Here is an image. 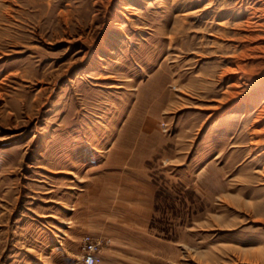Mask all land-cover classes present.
Returning <instances> with one entry per match:
<instances>
[{
  "label": "rangeland",
  "instance_id": "rangeland-1",
  "mask_svg": "<svg viewBox=\"0 0 264 264\" xmlns=\"http://www.w3.org/2000/svg\"><path fill=\"white\" fill-rule=\"evenodd\" d=\"M263 3L0 0V264H264Z\"/></svg>",
  "mask_w": 264,
  "mask_h": 264
},
{
  "label": "crops",
  "instance_id": "crops-1",
  "mask_svg": "<svg viewBox=\"0 0 264 264\" xmlns=\"http://www.w3.org/2000/svg\"><path fill=\"white\" fill-rule=\"evenodd\" d=\"M128 163L127 161L123 166L121 164L115 166L117 176L115 186L107 187L116 193L114 204L108 205L109 213L124 214L126 209V212L129 211L132 216L140 220L138 223L146 224L154 213L156 189L146 177L145 171L142 173L138 169L137 172L134 164L128 166ZM84 205L87 209L95 206L92 200L85 202Z\"/></svg>",
  "mask_w": 264,
  "mask_h": 264
},
{
  "label": "bare ground",
  "instance_id": "bare-ground-1",
  "mask_svg": "<svg viewBox=\"0 0 264 264\" xmlns=\"http://www.w3.org/2000/svg\"><path fill=\"white\" fill-rule=\"evenodd\" d=\"M259 2H264V0H259ZM264 4V3H263ZM264 6V5H263ZM209 8V6H207V7H205V9H208ZM251 9H252V7H251ZM264 9V8H263ZM261 11H262V8H258L257 10L255 9L254 10V12L251 14V16H250V18L248 17V20H247V22L246 23H255V22H257L258 20H260V19H262V16L261 15H259V13H261ZM264 15V14H263ZM238 72V71H237ZM244 77V76H243ZM246 78V77H245ZM247 79V78H246ZM240 80H242V78L240 79ZM239 80V81H240ZM253 80L254 79H247L246 81H249V83H251V82H253ZM256 81V80H255ZM248 85V84H247ZM250 85V84H249ZM252 88L250 89H248L247 91L250 93H253L252 92ZM254 91V90H253ZM256 100H257V98H256ZM252 102V101H251ZM255 102V101H254ZM254 102H252V104L254 103ZM259 102V101H258ZM256 103H257V101H256ZM259 108H257V112H258V115H257V118L255 119V121H254V126L255 127H257L258 125V123H264V101H262V104L260 105V106H258ZM254 127V128H255ZM254 128H253V130H254ZM255 136H258L259 137V139L254 143V144H256V145H260L261 143H262V140H260V138L261 137H264V127L263 128H259V129H255V132L253 133Z\"/></svg>",
  "mask_w": 264,
  "mask_h": 264
},
{
  "label": "built area",
  "instance_id": "built-area-1",
  "mask_svg": "<svg viewBox=\"0 0 264 264\" xmlns=\"http://www.w3.org/2000/svg\"><path fill=\"white\" fill-rule=\"evenodd\" d=\"M83 261L85 264H98L101 258L98 254V243L90 235L84 236Z\"/></svg>",
  "mask_w": 264,
  "mask_h": 264
}]
</instances>
